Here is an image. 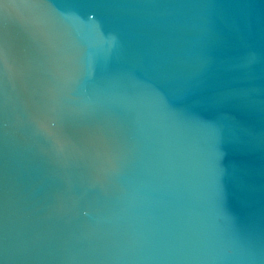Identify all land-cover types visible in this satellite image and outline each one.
<instances>
[{
  "label": "water",
  "instance_id": "95a60500",
  "mask_svg": "<svg viewBox=\"0 0 264 264\" xmlns=\"http://www.w3.org/2000/svg\"><path fill=\"white\" fill-rule=\"evenodd\" d=\"M0 264H264V0H0Z\"/></svg>",
  "mask_w": 264,
  "mask_h": 264
}]
</instances>
